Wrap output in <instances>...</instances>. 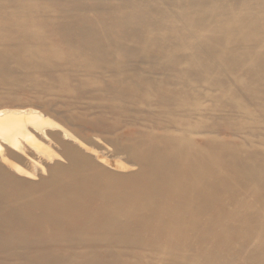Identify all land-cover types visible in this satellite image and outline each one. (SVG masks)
<instances>
[{
	"label": "bare ground",
	"instance_id": "6f19581e",
	"mask_svg": "<svg viewBox=\"0 0 264 264\" xmlns=\"http://www.w3.org/2000/svg\"><path fill=\"white\" fill-rule=\"evenodd\" d=\"M0 264H264V0H0Z\"/></svg>",
	"mask_w": 264,
	"mask_h": 264
},
{
	"label": "rangeland",
	"instance_id": "374dc122",
	"mask_svg": "<svg viewBox=\"0 0 264 264\" xmlns=\"http://www.w3.org/2000/svg\"><path fill=\"white\" fill-rule=\"evenodd\" d=\"M2 107H4V106H2Z\"/></svg>",
	"mask_w": 264,
	"mask_h": 264
}]
</instances>
